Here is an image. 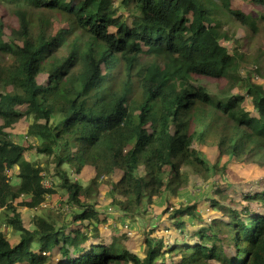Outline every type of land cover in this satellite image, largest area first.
Instances as JSON below:
<instances>
[{"label":"trees","instance_id":"16d2710c","mask_svg":"<svg viewBox=\"0 0 264 264\" xmlns=\"http://www.w3.org/2000/svg\"><path fill=\"white\" fill-rule=\"evenodd\" d=\"M218 1L260 31L259 16L232 2L264 0ZM217 11L214 0H0V264H264V82L253 73L264 76L258 57L241 77L243 56L222 45ZM199 79L242 83L245 93L215 96ZM24 120L40 143L13 140ZM209 138L224 171L251 158L260 172L176 206L192 174L216 167L196 148ZM29 152L52 160L66 197L33 229L21 211L56 188L42 187L50 176L30 167ZM64 166L94 176L84 186ZM109 182L124 215L165 197L160 224L138 239L101 234L110 222L96 207Z\"/></svg>","mask_w":264,"mask_h":264},{"label":"rangeland","instance_id":"374dc122","mask_svg":"<svg viewBox=\"0 0 264 264\" xmlns=\"http://www.w3.org/2000/svg\"><path fill=\"white\" fill-rule=\"evenodd\" d=\"M214 4L217 6L218 11L215 18H217L221 22L222 32L226 34L227 38L222 39V45L226 47L228 50L236 49L239 55L243 56L241 61V65L239 71H241V77H245L248 72H251L252 69L255 68L256 59L259 57V70L264 76V19H259V17L264 16V5H260L258 3L253 2H244L238 3L237 1L232 2V6L234 8H241L247 14L252 17H258L257 21L262 23L259 25V32H252L247 29V27L243 26L240 21L236 19V17H230L226 10H224L218 0H214ZM11 13V11H10ZM145 61L149 64L152 62L151 58L145 57ZM254 82L263 83L264 77H257L255 73H253ZM199 82L202 83L210 92H212L215 96H223L226 93L235 94H244L245 90L244 85L242 83L236 84H228L225 81H213L210 79H199ZM32 123V121L24 120L15 125V127L10 131L13 137V140L23 146H29L30 144L40 143V141L29 138L27 136L28 126ZM216 142L213 138L206 139L203 143H197L196 148H198L201 152H203L212 165L216 164V167H212L211 174L208 175V178L203 176H194L192 174L190 184L183 189L179 195L173 199V202H176V206L181 203H194V202H202L203 200H208L212 196L215 197L214 193V185H222L225 187L227 185L237 186L240 179H236V175H242L245 178L250 176H256L260 169L257 165L247 164L253 162V159H244L241 163H236L231 165L229 168L226 167V171H224L223 164L226 163L227 159H219L217 157V147L215 146ZM26 160L30 162V167H41L46 168L48 172V177L44 181V188H48L51 186V182L53 183V188H56V192L51 194L49 192L48 199L45 202H41L40 205L34 207L33 211H28L24 213L21 211L22 218L26 228L33 229L32 219L35 216H42L47 218L48 215H55L58 212L60 207L61 200L65 202L66 197L64 193L58 191L59 178L57 179L55 176L54 164L50 158L42 157L33 152H29L26 155ZM210 164V165H211ZM64 170L68 171L70 177H73L76 182L81 183L86 186L89 184L91 179L94 176V171L91 168H84L80 174H76L70 167H63ZM18 169H15L12 173L11 183L16 184L19 182L17 178ZM53 178V179H51ZM52 180V181H51ZM55 183H57L55 185ZM55 185V186H54ZM102 196L98 200V206L96 210L102 214L107 216L109 219V224L105 225L101 229V234L105 236H112L115 234L117 230L120 233H125L126 230L132 231L131 237L136 239L141 238L144 234H147L151 229L158 226L161 222L160 214L161 209L165 206L166 198L158 199L155 201L152 207H148L145 205L143 211L133 217V215H124L116 206L113 204V194L110 193L112 189V183H106L101 186ZM48 190H52L50 187ZM41 199H43L41 197ZM212 200V199H210ZM206 204L205 206H207ZM210 210L207 209L206 213ZM68 213L66 209L64 211ZM86 223H91L92 226L95 225L94 221L91 218H87ZM1 224V222H0ZM123 224L124 231H120L118 228L119 225ZM2 225V224H1ZM61 226V222L57 224ZM2 229H6L7 236L13 235L12 228H5L2 226ZM216 264V263H211Z\"/></svg>","mask_w":264,"mask_h":264},{"label":"built area","instance_id":"2783aa9c","mask_svg":"<svg viewBox=\"0 0 264 264\" xmlns=\"http://www.w3.org/2000/svg\"><path fill=\"white\" fill-rule=\"evenodd\" d=\"M43 183H44V182H43ZM42 187L44 188L43 184H42ZM50 187H51V186H49L48 188H44V189L47 190V189H49ZM44 197H45V196H44ZM23 209H24V210H27V207H24ZM27 211H28V210H27Z\"/></svg>","mask_w":264,"mask_h":264},{"label":"crops","instance_id":"0c3cea01","mask_svg":"<svg viewBox=\"0 0 264 264\" xmlns=\"http://www.w3.org/2000/svg\"><path fill=\"white\" fill-rule=\"evenodd\" d=\"M47 197H48V196H47V195H45V198H44V199H46ZM47 199H48V198H47ZM47 199H46V200H47Z\"/></svg>","mask_w":264,"mask_h":264}]
</instances>
